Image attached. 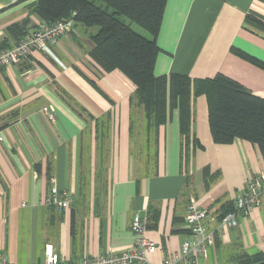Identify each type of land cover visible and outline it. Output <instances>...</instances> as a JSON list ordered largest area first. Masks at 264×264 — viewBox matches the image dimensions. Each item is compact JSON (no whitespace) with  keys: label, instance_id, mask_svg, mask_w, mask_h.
Returning <instances> with one entry per match:
<instances>
[{"label":"crops","instance_id":"obj_1","mask_svg":"<svg viewBox=\"0 0 264 264\" xmlns=\"http://www.w3.org/2000/svg\"><path fill=\"white\" fill-rule=\"evenodd\" d=\"M32 2L0 0V49L16 42L11 24L40 22ZM248 15L264 23V0H166L154 73L204 78L221 72L264 97V69L232 50L264 62V31L248 23ZM73 30L51 46L52 55L34 50L0 70V254L12 264H43L47 242L66 261L131 249L130 221L138 214L146 220L145 236L156 243L149 260L161 264L190 238L184 222L189 203L207 211L213 239L207 256L180 264H224L235 250L264 251V191L238 225L221 220L264 169L257 146L241 139L213 142L208 102L199 95L192 101L190 136L201 145L190 142L185 166L172 110L160 126L156 171L137 176L130 119L143 112L132 107L134 86L90 60L95 27ZM53 184L70 194L67 209L42 203Z\"/></svg>","mask_w":264,"mask_h":264},{"label":"trees","instance_id":"obj_2","mask_svg":"<svg viewBox=\"0 0 264 264\" xmlns=\"http://www.w3.org/2000/svg\"><path fill=\"white\" fill-rule=\"evenodd\" d=\"M165 4L166 0H33L31 10L40 22L72 20V30L68 34L75 26L96 28L89 33L90 60L104 71L117 70L133 84L131 101L144 109L148 129L157 130L166 122L172 107L177 109L183 167L189 159L190 142L193 146L201 145L196 137L190 136L192 101L199 95H204L208 102L207 116L213 142L228 144L236 139L247 140L255 144L264 157V97L253 94L221 72L204 78H191L177 72L154 73V61L159 52L156 35ZM246 21L264 31V23L258 18L248 15ZM27 25L25 19L11 24L8 27L10 37L17 41L36 26ZM232 50L264 69L262 60ZM99 143L98 139L97 146ZM156 167L150 166V172L144 171L141 175L155 172ZM204 170L207 173V168ZM233 206L232 201L229 211ZM146 219L148 222V216ZM235 251L228 255L224 264H264V251Z\"/></svg>","mask_w":264,"mask_h":264},{"label":"built area","instance_id":"obj_3","mask_svg":"<svg viewBox=\"0 0 264 264\" xmlns=\"http://www.w3.org/2000/svg\"><path fill=\"white\" fill-rule=\"evenodd\" d=\"M17 2L19 0H10ZM72 20L51 23L38 22L28 33L14 44L0 49V70L10 65L19 64L34 50L51 53V46L60 36L72 30ZM264 191V169L255 174L247 185L233 199V209L221 219L230 226L238 225L241 217L248 215L261 202ZM71 196L66 190H60L53 184L43 204H54L60 209H67ZM24 205V203L22 204ZM207 211L195 203H189L184 211V222L190 232L177 252L162 260L161 264L186 263L188 258L207 256L208 245L212 242L213 233L206 227ZM130 229L134 235L135 246L122 251H108L92 256H83L78 260H62L53 243L44 245L43 264H152L150 254L156 251V243L145 236L146 220L134 214L130 221ZM190 260V261H191ZM0 264H12L0 254Z\"/></svg>","mask_w":264,"mask_h":264},{"label":"rangeland","instance_id":"obj_4","mask_svg":"<svg viewBox=\"0 0 264 264\" xmlns=\"http://www.w3.org/2000/svg\"><path fill=\"white\" fill-rule=\"evenodd\" d=\"M134 105H138V104L132 102V107H135ZM172 110H175V112L177 113L176 108L172 107L171 111ZM142 112H143L142 116L138 117L137 115H135V111H134L130 119V132L129 133L131 136L130 141L132 145L130 151L133 150L130 152V155L134 157L135 159L134 165H136L135 168L139 170L136 173L137 176H141V174L144 171L150 172L149 170L152 169V168H149L150 166L151 167L157 166L156 164H158V158H159L158 150L160 146V136H159L160 127L157 128V130L155 131L153 128L148 129L143 108H142ZM170 112H169V115H170ZM98 139H99V136L96 138V141L94 144L96 146L98 145ZM100 171L101 170H99V172Z\"/></svg>","mask_w":264,"mask_h":264}]
</instances>
